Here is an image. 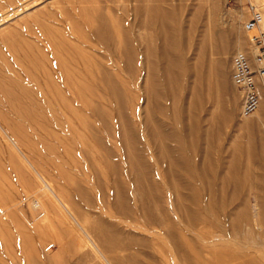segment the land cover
Returning <instances> with one entry per match:
<instances>
[{
  "label": "rangeland",
  "instance_id": "374dc122",
  "mask_svg": "<svg viewBox=\"0 0 264 264\" xmlns=\"http://www.w3.org/2000/svg\"><path fill=\"white\" fill-rule=\"evenodd\" d=\"M106 1L0 0V264H87V260L91 264H108L109 260L112 263L110 254L102 251L106 257L102 259L96 247L89 244L91 238L93 244L105 246L102 239L108 236L126 246L127 250L123 248L125 251H120L119 256L127 263H177L169 239L139 214L140 202L134 204L125 199L126 210L134 212L131 215L116 206L117 181L132 184L129 177L122 173L115 175L112 169L124 163V149L117 134L125 130L126 122L131 124L140 139L137 149L142 156L135 160L141 161L145 169V166H157L158 160L157 150L151 152L145 124L155 127L160 121L168 125L167 129L174 127L172 121L152 110L148 68L136 66L127 73L122 66L102 60L101 72L112 75L113 79L96 83L89 80V92L81 110H46L36 98L44 85L43 73L47 67L66 59L70 62L81 58L91 63L93 57L101 60L98 54H108L95 37L99 27L98 10L101 12L100 7L107 6ZM118 1L108 5L116 8ZM141 1L134 0L133 6L147 0ZM167 5L172 9L176 5L182 7L179 22L185 36L180 39L179 48L186 68L194 67L201 55L206 63L203 71L212 77L210 85L202 84L205 95L202 109L205 110L197 117L201 135L207 137L201 143L197 166L211 165L215 173L210 178L213 188L197 171L193 178L186 173L179 178L172 177L174 186L181 182L193 183V190L183 188L174 192L168 186L163 167L159 166L154 177L165 193L160 204L168 207L171 201L178 200L190 211L203 213L211 202L231 199L236 189L230 183L227 188L226 181L233 177L229 171L238 163L243 185L236 191L240 195L233 199L235 203L227 209H235V216H249L246 218L252 225H258L260 215L264 234V125L257 127L252 122L256 112L246 118L241 116V94L231 79L235 54H252L250 38L257 30L248 33L244 28L251 19V7L259 10L262 7L255 0H170ZM116 28L111 24L112 31ZM94 53L98 54L94 56ZM221 60L225 61L221 68L223 77L217 71ZM192 72H186L183 101L176 104V108L181 105L191 112L185 117L187 127L195 117L192 107L196 98L191 91L195 86L200 87ZM263 83L264 79L259 81L264 117ZM51 101L53 105L60 102L59 99ZM158 103L163 107L170 105L163 99ZM96 108L102 111L104 122L94 117ZM248 122L251 128L247 127ZM213 135L215 140L211 141ZM207 138L214 149L206 142ZM169 145L174 147L176 143ZM234 153L236 157L232 156ZM141 175L144 177L145 172ZM208 185L216 193L212 190L210 193ZM223 190L228 196L224 193L227 198L221 199ZM196 196L201 201L191 204L186 201ZM199 229L205 238L218 236L216 229L207 225L202 224ZM221 253L222 249H217L215 256ZM207 258L213 260L212 256Z\"/></svg>",
  "mask_w": 264,
  "mask_h": 264
},
{
  "label": "bare ground",
  "instance_id": "6f19581e",
  "mask_svg": "<svg viewBox=\"0 0 264 264\" xmlns=\"http://www.w3.org/2000/svg\"><path fill=\"white\" fill-rule=\"evenodd\" d=\"M133 1L134 0H119L117 4L115 3L116 8L112 6L113 4L108 5V3H112L113 0H107V6L105 8L103 5H100L103 6V9L100 7L102 11L100 12L98 10V13H100L99 27L95 31V37L97 43L104 47L108 54L105 56L94 53V56L95 54H98L101 60L97 59L98 57L96 56L97 58L93 57V60L91 59V63L86 62L79 57L80 59L72 60L70 62H67L68 59H66L65 62L62 61V63H59L56 66L47 67L44 69L43 73L44 85L39 90L40 93L37 94L36 98L38 101L43 102L46 110L63 109L69 112L81 110L85 105L86 96L89 92L87 86L89 80L96 83L97 80L100 82V80L111 81L113 79L112 75L101 72L102 60L109 61L113 66H122L127 73H131L136 66L148 68L149 82L151 84L150 88H152V92L149 94L151 103L153 104V109H151L155 114L157 112V114L159 113L163 115L165 119L172 121L174 127L171 130L167 129L168 125H166L165 122L160 121L157 123V126H152L153 128L150 124H145L148 141L152 146V148H150L151 152L155 150L158 152L157 166L146 167L144 165L145 169L142 167L143 165L140 163L141 161L137 163L135 160V157L141 156V151L139 152L137 149V144L140 139L136 136L135 130L131 124L126 122L124 127L125 130L122 129L119 134L115 132L114 137H116L117 134V138L120 140L124 149L122 160L124 163L122 167H112L113 172L115 175L122 173V175L129 177L132 181L131 185L126 182L123 183L117 181V191L119 194V199L116 202L117 208H119L120 211L122 209V212L125 211L128 214H133L134 212L132 210L131 212L129 209V212L126 210V208H128L126 206V201L128 202V200H130L134 204L140 202L141 206L138 207V211H140L139 214L148 225L160 228L161 235H164L166 239H169L174 247L173 249L176 253L175 258L178 264H263L264 234L261 232L262 219L261 216L258 215L259 212L257 214L259 216L258 225H256V223L252 225V223L248 222L246 218L247 215L235 216V209L232 211H228L227 209L230 208V205L235 203L233 202V199L236 200L237 195H240V193L236 191L241 189L243 185L241 174L238 170V163L232 167V171H229L232 172L233 177H231V175V179L226 181L227 183L223 181L226 183V186L230 183V185H234L236 189V193L234 192V194L230 196L231 199H222L223 196H225L224 193L227 192L226 190H223L221 197L222 200L219 201V199V202L216 203L211 202L206 211H202L203 213H199V211H197L198 213L190 211L188 208L184 207L185 205L181 203L182 201L180 202L178 200L171 201L168 207L160 204L161 198L164 197L165 193L164 189H162L156 182V176L154 177V172L155 174L156 172H159V170H156L159 166L160 168L161 166L163 167L161 168L164 169L162 172L164 176L169 179L168 186L172 191L175 190L177 192L183 188H192L193 190V187L191 186L193 183L189 184L188 182L187 184L186 182H181L179 186H174L172 183L173 181L170 180L172 177H181L183 173H186L193 178L197 171L198 174H201V178L204 176V181H209H205L207 184L211 183L210 178L212 179V175L215 173H213V171L215 169L212 168V170L210 168L211 165L210 167L206 166L203 168L200 167L201 164L197 166V156L202 148L201 143L207 137L201 135L203 134L200 127L201 122L197 116L200 111L202 112V110H205L202 109L204 95L202 84L205 82L208 84L212 77L210 76V73H205V71H203L206 63L201 55L194 67L186 68L182 50L179 48V42H181L180 39L185 36V33H183L184 29L180 26L179 22L182 11L180 5H176L172 9L167 5L170 0H147L143 4L141 3L142 5L137 4L138 6H133V4H136L135 2L133 3ZM143 1L144 0L141 2ZM179 1L182 2L183 0ZM255 2L264 10V0H255ZM100 4H102V2H100ZM262 9H258V11L262 13L260 27L264 30V13L261 11ZM105 11H107L108 14H104ZM111 24L117 27L114 29L115 31L110 29ZM178 35H181L182 37L178 38ZM220 40L222 41L221 36ZM77 50L79 51V49ZM218 64L220 67L219 70H217L218 76L223 77L221 68L225 65V61L221 60ZM187 71H194L192 72L195 74L194 81L200 83V87L193 86L194 88L191 91V95L196 98V101L192 107L195 117L192 118L189 127H187L185 123V117L187 113L191 112L180 107L181 105L179 108H176V104H182L183 101L182 90L184 88V83L186 82ZM117 77L118 76L115 75V78ZM262 79H264V77ZM217 81L216 83H219ZM158 88H160V90H158ZM209 88L208 91L211 90ZM210 92H208V95ZM70 97L74 99L70 101ZM58 99L60 102H57L54 105L49 102ZM159 99L166 100L170 105L164 107L159 105ZM261 107L262 101L259 109L255 113L256 115L254 114L255 117L252 121L257 127H262L264 125V117L261 114ZM93 114L98 120L104 122L103 113L99 108L94 109ZM194 119L196 121H194ZM246 124H248L247 127H252L249 122ZM109 134L112 135L113 131L109 132ZM215 136L216 135H213V137H211V141L215 140ZM212 138H214V140ZM209 141V138H207L206 142L209 143ZM171 142L176 143V146L171 147L169 145ZM212 148L214 149V146H212ZM240 148L241 147H239V149ZM240 153L242 152L240 151ZM232 156H235V153ZM202 158H200V161ZM230 168L231 167H229V169ZM144 172L145 176L143 175L144 177H142L141 174ZM205 176L208 177L209 180H207ZM243 179L245 180V178ZM210 186L213 188L212 184H210ZM210 186L208 187V189H210L208 190L209 192L212 190ZM225 188L226 187H224V189ZM212 192L216 193L213 190ZM214 195L215 194L212 196ZM226 196H228L227 193ZM226 196L224 198H227ZM197 197L198 196L186 201L190 204L194 202L197 203L198 200H200V198L198 199ZM120 198H122L123 201ZM262 203L264 205V198ZM218 206H221L222 208L220 207V209ZM226 211L228 212L226 213ZM136 213L138 214L137 211ZM202 224L216 229L218 235L217 238H214L215 236H209V238L206 237V239L204 235L205 233L203 232V234L201 229H199V226ZM116 239L117 238H110L109 236L108 238L102 239L104 240V245H107V252L105 251L106 247L102 246L103 243L100 244V246H97L95 243L93 244V240L90 238L89 244L94 245V248L96 247L95 251L96 249L98 250L97 252L102 259L105 256H103L102 253V251H104L108 255L110 254L113 264H130L129 261V263L125 262V260L119 256V252L123 251V248H126V246L123 244V247L121 242ZM75 244L73 243L74 246ZM102 248H104V250ZM217 249H222L220 256H215V251H217ZM125 250H127V248ZM207 255H209L210 258L212 256L213 260L208 259ZM104 258L106 259V257ZM109 261H107V263L112 264ZM89 263L87 260V264ZM169 263L172 264L171 262Z\"/></svg>",
  "mask_w": 264,
  "mask_h": 264
},
{
  "label": "built area",
  "instance_id": "2783aa9c",
  "mask_svg": "<svg viewBox=\"0 0 264 264\" xmlns=\"http://www.w3.org/2000/svg\"><path fill=\"white\" fill-rule=\"evenodd\" d=\"M251 19L244 25L248 33L257 30L250 38L252 54L238 52L232 59L231 79L241 94V116L248 117L260 107L262 94L258 81L264 77V30L260 25L262 13L251 7Z\"/></svg>",
  "mask_w": 264,
  "mask_h": 264
},
{
  "label": "crops",
  "instance_id": "0c3cea01",
  "mask_svg": "<svg viewBox=\"0 0 264 264\" xmlns=\"http://www.w3.org/2000/svg\"><path fill=\"white\" fill-rule=\"evenodd\" d=\"M263 121H264V119H263Z\"/></svg>",
  "mask_w": 264,
  "mask_h": 264
}]
</instances>
